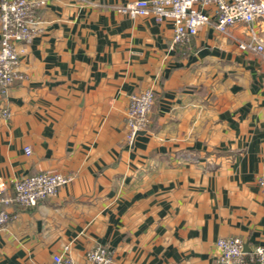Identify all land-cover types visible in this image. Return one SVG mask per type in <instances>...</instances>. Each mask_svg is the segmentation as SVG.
<instances>
[{"label":"crops","instance_id":"0c3cea01","mask_svg":"<svg viewBox=\"0 0 264 264\" xmlns=\"http://www.w3.org/2000/svg\"><path fill=\"white\" fill-rule=\"evenodd\" d=\"M43 1L23 78L0 90V200L24 175L72 178L0 202V264H52L65 245L76 264L97 245L111 264H215L219 238L264 245V51L239 48L248 26L172 46L169 20L118 11L135 0ZM252 28L264 41V16ZM148 88L149 127L128 143V96Z\"/></svg>","mask_w":264,"mask_h":264},{"label":"built area","instance_id":"2783aa9c","mask_svg":"<svg viewBox=\"0 0 264 264\" xmlns=\"http://www.w3.org/2000/svg\"><path fill=\"white\" fill-rule=\"evenodd\" d=\"M43 0H0V90L6 92L23 75L18 70L21 54L39 33L41 19L38 11ZM210 8V10H209ZM119 12L130 17L151 15L155 21L169 20L172 23L171 45L189 47L199 27L212 25L223 34L229 27L244 23L249 28L248 41L238 44L240 49L261 54L264 41L258 39L252 24L264 16V0H135L119 7ZM154 93L148 88L128 96L125 113L126 141L132 143L136 134L149 127V113ZM0 114L8 118L10 111L0 103ZM26 153L30 149L26 148ZM71 176L59 172H42L24 175L13 185L11 197L0 202L19 206L34 205L38 200L54 196L60 187L71 181ZM257 183L264 189V171ZM11 216L0 207V229ZM215 264H264V245L254 247L249 253L243 250L239 237L216 240ZM68 245L52 256V264H76L69 255ZM111 253L106 246H93L84 253L83 264H111Z\"/></svg>","mask_w":264,"mask_h":264},{"label":"water","instance_id":"95a60500","mask_svg":"<svg viewBox=\"0 0 264 264\" xmlns=\"http://www.w3.org/2000/svg\"><path fill=\"white\" fill-rule=\"evenodd\" d=\"M140 132H143V131H140ZM140 132H138V133H140Z\"/></svg>","mask_w":264,"mask_h":264},{"label":"trees","instance_id":"16d2710c","mask_svg":"<svg viewBox=\"0 0 264 264\" xmlns=\"http://www.w3.org/2000/svg\"><path fill=\"white\" fill-rule=\"evenodd\" d=\"M153 103H154V101H153Z\"/></svg>","mask_w":264,"mask_h":264}]
</instances>
